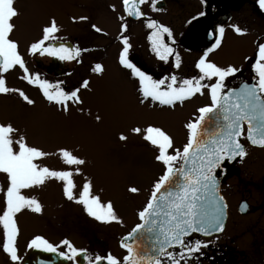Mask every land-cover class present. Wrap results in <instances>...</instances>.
<instances>
[{
	"label": "snow or ice",
	"instance_id": "snow-or-ice-1",
	"mask_svg": "<svg viewBox=\"0 0 264 264\" xmlns=\"http://www.w3.org/2000/svg\"><path fill=\"white\" fill-rule=\"evenodd\" d=\"M145 2L146 0H123L124 10L130 16H143L140 5ZM257 3L264 9V0H257ZM18 15L15 0H0V93L16 92L28 104H34L22 90L8 87L2 75L19 66L25 73L23 79L37 85L45 98L59 105L61 110L68 111L69 101L82 103L78 95L79 88L65 91L61 87L62 82L53 84L41 79L39 74H29L24 58L18 50V42L10 38L15 29L13 20ZM79 19L88 18L81 16ZM120 19L123 20L124 17ZM93 27L96 28L95 25ZM147 27L152 30L148 40L159 60L167 62L170 56H175V65L179 67V53L165 41V35L171 37V30L155 20H149ZM233 27L238 34H243L239 26ZM122 28L126 29L127 25L123 24ZM58 31L56 20L53 18L50 24L43 28L42 38L31 44L30 51L39 52L41 55L47 54L62 61L77 59L82 51L79 47L66 43L45 44L46 41H56L55 33ZM96 31L100 29L96 28ZM218 32L219 36L214 38V42L195 65L199 75L181 79L179 82L176 75L154 79L151 74L138 67L129 58L131 44L128 37L123 38L119 62L138 80V91L142 97L140 103L151 101L174 107L177 102L183 103L196 94L203 95L205 88L209 90L211 102L198 108L199 115L185 125L188 130V142L182 151L173 148V138L162 128L149 125L143 130L144 139L158 149L155 159L165 166L163 175L154 183L147 204L138 213L142 223L137 224L121 242V246L127 250V255L122 259L111 253L106 257L86 256L88 264H100L103 260H106L107 264H162L160 255H165L170 264H181L186 257L199 252L201 247H207V244L200 240L186 244L185 240L191 233L211 235L213 232L223 230L222 217L226 204L224 198L219 195L216 170L221 169L226 160H235L237 157L247 155L241 142L242 137L253 145L264 147V43H258L257 56L252 65L255 82L243 83L239 88H227L226 78L233 76L240 69L233 65L219 66L207 59L209 53L221 44L220 37L224 33V28L219 27ZM92 71L102 73L104 68L98 63ZM213 79L214 83H204L205 80ZM81 87L87 88L88 81H83ZM96 119L99 120L100 117L97 116ZM213 123L214 128L210 127ZM132 131L141 133L142 129L135 127ZM14 135L17 138L14 139ZM120 139L127 140V137L121 134ZM169 149H172L171 153ZM59 151L68 165L85 163L83 159L66 149L61 148ZM47 155L49 154L40 148L30 146L11 123H0V174L6 177V187L0 185L5 204L0 212V227L4 236L2 248L12 261L20 259L16 247L19 231L16 214L24 208L37 213L42 211L39 201L35 197L25 196L22 190L42 185L49 178L63 181L64 195L68 200L82 204L89 216L105 223L119 222L112 202L102 203L99 196L92 194L90 181L83 184L77 197L73 192L75 184L71 171L51 170L34 162L37 158ZM129 191L137 193L139 189L132 187ZM209 205L212 206L211 212L208 211ZM145 230L149 233L158 230L156 243L152 245L156 250L155 255L149 254L142 243L137 242L136 234ZM61 244L66 246L68 251L60 252L59 255L68 261H75L80 253L86 252L77 249L66 239L61 241ZM28 247L51 253L57 252L58 248L42 236H35ZM176 247L180 249L178 253L167 250Z\"/></svg>",
	"mask_w": 264,
	"mask_h": 264
},
{
	"label": "flooded vegetation",
	"instance_id": "flooded-vegetation-1",
	"mask_svg": "<svg viewBox=\"0 0 264 264\" xmlns=\"http://www.w3.org/2000/svg\"><path fill=\"white\" fill-rule=\"evenodd\" d=\"M83 2H85L83 4V14L78 16V18L85 16L88 19H77L83 23V28L79 32L78 37H76V40H70L68 36L70 32H67L69 21L68 13L70 11L66 8L58 15L56 10L52 8L50 22L55 18L59 31L55 33L57 37L56 41L45 42L46 45L48 43H66L82 49L76 61L81 65H85V76L82 74V77L78 80L79 85L85 80L88 81L90 72L93 73V63L94 66L98 63L101 64L105 70V60L113 61L116 67L128 72L125 74L127 81L124 82L123 85L127 86L129 84L131 93L135 97L142 99L138 91V80L131 75L129 69L124 68L119 62V55L123 49V38L125 36L128 37L129 43L131 44L129 58L142 70L151 74L154 79H162L170 77L171 75H176L179 82L184 78L198 76L199 70L195 65L204 51L214 42V38L219 36V27L224 28V33L222 37H220L221 44L218 48L209 53L207 59L219 66L232 65L233 54L232 50L229 49L227 45L235 42L226 38L227 34L230 33L237 40V52H241L242 56L239 66L240 71L226 78L225 84L227 88L238 86L243 81L255 82V72L252 68V64H250V59L252 56H257L258 43H264V22L261 17V14H264V9L259 7L257 0H155V4H153V0H146L144 4L140 5L144 13V15L140 17H131L128 15L124 10L123 0H83ZM188 7L191 8L188 9ZM107 9H109L110 14L114 16V26H112L109 19L107 21L108 27H114L113 36H109L110 31L106 29L107 27L105 28V26L102 25L104 20L102 22L100 21L102 18L101 15L105 11H108ZM202 12L204 15H199V13ZM122 16L124 17L123 20L120 19ZM99 17V21H96ZM250 17L255 23L250 24ZM30 18L31 17H26L22 14L14 18L13 23L15 24V28H26L27 23H30L33 30L28 28L20 33L12 32L10 38L18 42V50L24 58L29 74H39L41 79H46L53 84L62 82L61 87L66 89V87L69 86L67 83L69 81H67L65 77L72 74L73 70L70 66V64H73L72 60L71 62L69 60L62 61L58 58L48 56L47 54L41 55L39 52L32 53L30 51V46L32 43L42 38L43 32L41 25L43 24L42 18L41 25L37 22H33L34 20L30 21ZM149 20H155L171 30V37L165 35V41L175 52L179 53V67L175 65V56H170L169 60L165 62L159 60L152 51L151 43L148 40V36L152 31L147 27ZM123 24L127 25L126 29L122 28ZM255 24L258 27V29L256 28V33L255 29H251ZM93 25L99 28L100 31H96ZM233 26H239L243 30V34H238ZM189 32L192 33L186 38L185 36ZM209 33L213 35L210 36ZM194 35L195 37H193ZM102 37L107 40L100 41ZM251 45H254L256 52L248 54ZM224 48H227L224 53L219 52ZM85 49L86 51H84ZM117 49L118 53L116 57H114L113 53ZM90 60H92V64ZM93 74L100 75L101 73L95 72ZM2 75L6 80V85L10 88H15L18 82L22 85L24 84L28 88V94L26 95L31 100H33L32 97L43 95L42 90L37 85L30 84L27 80L23 79L25 73L19 66L14 67ZM214 82L215 79L212 81H204L205 84ZM227 88L225 90H227ZM8 94L15 95L16 92ZM197 95L210 98L209 90L205 88L203 95L196 94L185 101H190ZM43 99L56 108L57 105L48 101L44 95ZM1 100L0 109L4 107L6 99L3 96ZM147 102L148 101H145L144 103ZM210 102V99L208 102H200L196 106V109L210 104ZM178 103L180 102L176 104ZM156 104L160 105L158 102L150 101L151 106H156ZM0 123L2 122L0 121ZM246 127L247 125L245 124V129ZM241 142L245 146L247 155L244 157H237L235 160H226L223 167L216 170L219 180V189L224 195L225 193L223 191L227 189V181L240 175L239 167L251 153V156L255 157L252 159L251 163L258 161L264 169V147L253 145L243 137L241 138ZM36 163L39 164V162ZM51 170H56V168L53 167ZM238 179L241 180L239 177ZM72 180L75 184V188L73 189L74 195L78 197L83 185L80 183L76 184L77 182L73 179V176ZM249 181L252 186H256L255 192L258 194L257 202L255 200V203L252 202L253 199L250 193L244 192L240 187L241 182H239L238 194H240V198L238 200H232L229 196L225 195L228 203V219L221 233L227 230L231 213L233 214L237 209L238 216L245 217L244 220L254 221V223L248 225L245 229V234L251 231L252 240L250 244L248 245L247 241L242 248H239V246L234 243L236 240L232 236L231 244L224 247L220 245L218 247L213 246V248L210 249L212 252L211 254H203L200 249L199 252L194 253L191 257H186L182 260L181 264H264V254L261 251L262 247H264V226L259 224L261 221H264V174L258 181ZM0 185L6 187V177L4 174H0ZM78 186L81 187L79 188ZM63 187V181L56 178H49L42 185L22 190V194L25 196L35 197L39 201L42 206V211L37 213L31 209L24 208L16 214L15 219L19 229L16 238L17 252L20 257L18 261H12L9 254L3 250L2 242L4 236L2 227H0V264H24L30 252L34 249L29 248L28 245L35 236H42L53 245L58 246V253L68 251L66 246L61 244V241L65 239L70 241L77 249L86 250V252L80 253L75 261H68L61 256V259L66 262L65 264H88L85 258L86 256L95 257L99 255L101 257H106L107 254L111 253L122 259L127 255V250L121 246V240L140 222L139 216L136 223L127 227H125L120 219L119 222L113 221L105 223L99 221L96 224H84L85 244L80 243L79 240L74 239V234L77 236L80 233L79 229H74V214L76 213V217L80 215L84 221L85 208L75 200H68L64 195ZM99 197L101 198V195H99ZM0 199H2V201H0V212H2L5 207L2 192H0ZM241 207L244 208V211L241 210ZM255 230L259 232L255 234ZM219 234L213 235V237ZM201 238L209 237L202 236L199 233H192L186 238L185 243L187 244L190 241L194 242L195 240L201 241ZM167 250L174 253L180 251L179 247L169 248ZM159 258L162 264H170L165 255H160ZM104 264H107L106 260Z\"/></svg>",
	"mask_w": 264,
	"mask_h": 264
},
{
	"label": "rangeland",
	"instance_id": "rangeland-1",
	"mask_svg": "<svg viewBox=\"0 0 264 264\" xmlns=\"http://www.w3.org/2000/svg\"><path fill=\"white\" fill-rule=\"evenodd\" d=\"M84 3L83 0H15V7L19 15L31 17L30 21L34 20L33 22L39 25L42 18V30L50 24L52 8L58 15L67 8L70 11L67 32H70L68 34L70 40L75 41L83 28V23L77 19L83 14ZM107 10L101 15L100 21L104 20L102 25L110 31L109 36H113L114 27H108L107 21L109 19L114 26V16L110 14L109 9ZM261 17L264 22V14H261ZM99 19L100 17L96 21ZM249 19L250 24L255 23L251 17ZM28 28L33 30L30 23H27L26 28H15L13 32L20 33ZM256 28L258 29L256 24L251 27L255 29V33ZM190 33L192 32L185 37L187 38ZM226 38L235 42L227 46L232 50V65L239 68L242 53L237 52V40L230 33ZM103 40L107 39L102 37L100 41ZM226 50L227 48H224L219 52L224 53ZM255 52L254 45H251L248 54ZM117 53L118 49L113 56L116 57ZM255 58V56L251 57L250 64L255 63ZM90 61L92 64V60ZM72 63L70 64L72 74L65 77L69 81L67 82L69 86L65 90L79 88L78 95L82 103L69 101L68 111H63L59 105L55 108L51 103L44 101L43 95L32 97L34 104L30 105L17 93L15 95L0 93V103L3 96L6 99L4 107L0 109V121L11 123L30 146L38 147L49 154L37 158L35 163L39 162L40 166H47L49 169L55 167L57 171H71L76 184L83 185L86 181H90L92 194L101 195L102 203L111 201L125 227L131 226L138 221V213L147 204L154 183L165 170L162 162L155 159L158 149L144 139L143 130L149 125L162 128L173 138V148L182 151L188 138L185 125L198 116L196 106L200 102H208L210 98L197 95L194 99L178 103L174 107L157 104L151 106L150 101L140 103L141 99L131 93L129 84L123 85L127 81L125 74L128 72L116 67L113 61L105 60V70L100 75L90 72L87 88L81 87L83 82L80 85L78 83L82 74L85 76V65H81L76 59H73ZM92 66L94 68V63ZM15 88L28 94V88L24 84L18 82ZM97 116L100 117L99 120L96 119ZM135 127L141 128L142 132H133L132 129ZM121 134L126 136L127 140H121ZM15 138L17 137L14 135ZM61 148L83 159L85 163L66 164L59 151ZM169 152L171 153L172 149H169ZM251 154L239 167L238 177L241 180L236 177L227 181V189L223 192L232 200L240 198L238 183L241 182V189L250 193L252 202H257L256 186H252L249 180L258 181L264 174V169L258 161L251 163L255 158ZM132 187L138 188L139 192L129 191ZM237 214V209L233 214L231 213L230 223L224 233L201 238V241L207 244V247H201L203 254H211L210 249L213 246L224 247L231 244L232 236L239 248H242L247 241L248 245L250 244L252 234L251 231L245 234V229L254 221L244 220L245 217ZM97 222L99 221L91 218L86 211L84 221L80 215L76 217L75 213L74 229H79L80 233L77 236L74 234V239L85 244V225ZM259 224L264 226V221ZM254 232L257 234L259 231ZM261 251L264 254V247Z\"/></svg>",
	"mask_w": 264,
	"mask_h": 264
},
{
	"label": "water",
	"instance_id": "water-1",
	"mask_svg": "<svg viewBox=\"0 0 264 264\" xmlns=\"http://www.w3.org/2000/svg\"><path fill=\"white\" fill-rule=\"evenodd\" d=\"M131 17H135V16H131ZM250 83H253V82H250ZM240 86H238L236 88H239ZM210 127H213L214 128L215 127V124L214 123L211 124ZM219 195L224 198V203L226 204V207L224 208L223 217H222L223 224H225L226 219H227V215H228L227 214L228 213V211H227L228 210L227 209V202H226L225 197L222 195V193L220 191H219ZM243 209L244 208L241 207V210L242 211H244ZM208 211L209 212L212 211V206L211 205H209ZM141 223H142V221H141ZM193 233H195V232H193ZM215 233H219V232H213L211 235H213ZM157 234H158V230L157 231H153L151 233H149V232H147L145 230V231H142V232L136 234V239H137V242L138 243H142V246L144 247L145 251H147L149 254L155 255L156 250L152 248V245L154 243H156L155 237H156ZM199 234L204 235V236H210V235H205L203 233H199ZM128 242L131 243L132 241H128ZM103 262H105V260L101 261L100 263H103ZM65 263L66 262L61 259V256L59 255L58 252L51 253V252L43 251L42 249H35L34 248L31 251V253L29 254V256H28V258H27V260L25 261L24 264H65Z\"/></svg>",
	"mask_w": 264,
	"mask_h": 264
}]
</instances>
